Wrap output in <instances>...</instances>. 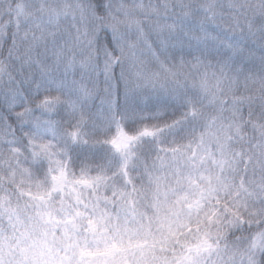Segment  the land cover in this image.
Instances as JSON below:
<instances>
[{
    "label": "snow or ice",
    "instance_id": "6c2138e0",
    "mask_svg": "<svg viewBox=\"0 0 264 264\" xmlns=\"http://www.w3.org/2000/svg\"><path fill=\"white\" fill-rule=\"evenodd\" d=\"M0 264H264V0H0Z\"/></svg>",
    "mask_w": 264,
    "mask_h": 264
}]
</instances>
